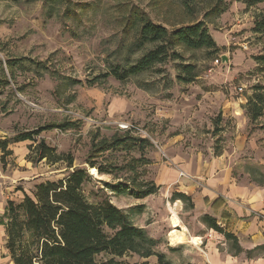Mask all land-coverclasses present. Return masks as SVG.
I'll list each match as a JSON object with an SVG mask.
<instances>
[{"label": "rangeland", "instance_id": "1", "mask_svg": "<svg viewBox=\"0 0 264 264\" xmlns=\"http://www.w3.org/2000/svg\"><path fill=\"white\" fill-rule=\"evenodd\" d=\"M133 9L169 32L203 22L218 52L177 46L173 50L182 61L167 59L117 81L111 69L123 72L155 47L136 49L139 27L131 30L128 22ZM261 15L264 3L247 7L244 0H0V139H5L0 143L44 128L36 141L73 158L72 168L32 164L30 142L23 158L12 152L16 143L8 144V155L0 150V181L5 175L25 178L12 184L8 199L18 203L35 185L85 169L90 179L82 192L89 203L107 199L159 242L158 252L178 257L184 244L172 247L168 241L171 211L186 228L199 221L191 219L187 202L176 204L178 181L211 175L213 168L201 157L235 144L233 130L243 133V150L231 174L243 185L264 187V167L245 162L254 146L264 149V112L251 122L246 106L256 88H264V64L257 60L264 57V35L252 31ZM10 60L16 62L13 80L6 67ZM180 65L195 67L192 83L178 79ZM240 101L244 117L224 116ZM114 137L127 141L96 155L95 146ZM137 186L157 190L144 197ZM5 241L0 223V264H10ZM170 247L178 253L168 252ZM123 261L156 259L129 255Z\"/></svg>", "mask_w": 264, "mask_h": 264}, {"label": "trees", "instance_id": "2", "mask_svg": "<svg viewBox=\"0 0 264 264\" xmlns=\"http://www.w3.org/2000/svg\"><path fill=\"white\" fill-rule=\"evenodd\" d=\"M16 1V0H12ZM264 3V0H244L247 7ZM128 22L131 30L139 27L135 41L137 50L147 44H154V49L146 52L133 66L120 72L111 69V75L117 81L148 71L154 65L167 59L182 61L183 58L174 48L179 46L188 51L205 50L217 53V47L203 22L190 26L166 28L154 24L147 16L137 10H130ZM253 33L264 35V15L254 21ZM257 60L264 64V57ZM15 61H7L6 67L11 80L14 79ZM183 83H192L196 77L195 67L180 65ZM3 71V70H2ZM9 85L8 81L4 82ZM263 87H257L255 93L247 99V115L251 122L257 121L264 112ZM62 128V127H60ZM49 129V128H48ZM44 128L17 134L10 142H1L3 156L8 155L10 143L30 142L28 161L36 164L45 161L48 165L63 163L72 168L71 154H59L49 147L45 140L36 141ZM127 139V138H125ZM120 140L112 138L109 142L101 141L94 152L99 155L115 147ZM90 168H96L93 162ZM101 174H109L108 170L97 168ZM90 177L87 170L78 169L56 182H44L34 186L31 195L23 194L17 203L6 202L1 225L6 238L5 249L12 264H128L123 258L135 255L141 259L155 257V264H173L165 254L158 252L159 242L151 238L145 229L136 227L129 215L112 205L107 199L96 204L89 203L82 192L83 185ZM153 187V188H152ZM137 186L138 193L144 197L156 193L152 186ZM174 200L187 202L192 209L189 197L173 194ZM203 223L218 233H223L216 221L209 216L202 217ZM226 239H232L224 233ZM264 250V249H263ZM100 258V259H99Z\"/></svg>", "mask_w": 264, "mask_h": 264}, {"label": "crops", "instance_id": "3", "mask_svg": "<svg viewBox=\"0 0 264 264\" xmlns=\"http://www.w3.org/2000/svg\"><path fill=\"white\" fill-rule=\"evenodd\" d=\"M244 102L233 103L232 108L229 103L227 107L231 109L226 110L224 116L236 119L239 116L235 115L241 113L244 117L245 109L241 108ZM234 134L235 144L224 147L218 155L201 157L204 164L213 168L211 175L206 172L202 174L203 178H199L202 182L193 177H184L178 181L179 188L175 193L190 198L193 205L191 219H199L198 226H191L189 223L187 228L184 226L188 231V238L201 240L202 246L198 248V245L197 251L190 244H184L179 253L170 247L168 252L179 254L175 257L174 254L164 253L169 255L167 259L173 264H264V187L243 185L231 174L243 150V133L233 130L232 135ZM25 145L26 142L13 144L14 155L23 158L26 154L23 149ZM254 147L257 150L245 162L264 167V149ZM4 178L6 180L0 181V218L6 206L5 199H2L7 200L11 196L13 183L25 179L9 175ZM178 203L180 200L176 201ZM205 215L213 218L223 233H218L203 223L202 217ZM224 233L230 234L232 239H226Z\"/></svg>", "mask_w": 264, "mask_h": 264}, {"label": "bare ground", "instance_id": "4", "mask_svg": "<svg viewBox=\"0 0 264 264\" xmlns=\"http://www.w3.org/2000/svg\"><path fill=\"white\" fill-rule=\"evenodd\" d=\"M171 214H172L171 217L172 227L176 229L170 232L168 235V241L170 243V246L174 247L177 245H183L185 244V242H188L194 246H198L200 244V241H197L196 239L188 238V233H187L188 231L184 227V225H181L176 213L171 211Z\"/></svg>", "mask_w": 264, "mask_h": 264}, {"label": "built area", "instance_id": "5", "mask_svg": "<svg viewBox=\"0 0 264 264\" xmlns=\"http://www.w3.org/2000/svg\"><path fill=\"white\" fill-rule=\"evenodd\" d=\"M215 63L218 64V60H215ZM175 229H176V228H172L171 232H172L173 230H175ZM201 246H202V242H201V240H200V244H199L198 248H200Z\"/></svg>", "mask_w": 264, "mask_h": 264}]
</instances>
